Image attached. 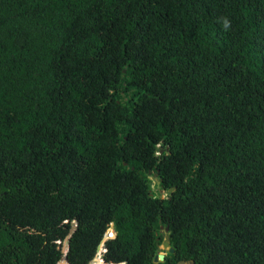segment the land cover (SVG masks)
<instances>
[{"label": "trees", "instance_id": "obj_1", "mask_svg": "<svg viewBox=\"0 0 264 264\" xmlns=\"http://www.w3.org/2000/svg\"><path fill=\"white\" fill-rule=\"evenodd\" d=\"M109 228L106 264H264V0H0V264Z\"/></svg>", "mask_w": 264, "mask_h": 264}, {"label": "water", "instance_id": "obj_2", "mask_svg": "<svg viewBox=\"0 0 264 264\" xmlns=\"http://www.w3.org/2000/svg\"><path fill=\"white\" fill-rule=\"evenodd\" d=\"M172 190H170L169 192H171ZM76 227V224L73 222L72 225H71V228L69 230V235L73 232V230L75 229ZM161 229H163L162 227H160ZM165 231H167V227L164 229ZM68 235V236H69ZM68 236L65 238L64 242L62 243V246H61V252L63 254L66 253L67 249H68V246H67V240H68ZM168 236L166 235L165 236V241L161 244V248L165 251H168V252H172V249H169L168 247ZM164 260V254L163 253H158L156 254V256L153 258V262L154 263H157L158 261H163ZM58 264H68L66 259L63 257L59 262ZM102 264H105L104 260H102ZM179 264H191V262H179Z\"/></svg>", "mask_w": 264, "mask_h": 264}, {"label": "rangeland", "instance_id": "obj_3", "mask_svg": "<svg viewBox=\"0 0 264 264\" xmlns=\"http://www.w3.org/2000/svg\"><path fill=\"white\" fill-rule=\"evenodd\" d=\"M109 232H110V234L108 235V237L110 238L111 236V234L112 235H114V233H113V231L110 229L109 230ZM102 249H103V244L101 243L100 245H99V247H98V252H97V255H96V257H95V260H97V259H100V257H101V254H102ZM160 251H161V253L163 252V251H165V250H163L161 247H160Z\"/></svg>", "mask_w": 264, "mask_h": 264}, {"label": "clouds", "instance_id": "obj_4", "mask_svg": "<svg viewBox=\"0 0 264 264\" xmlns=\"http://www.w3.org/2000/svg\"><path fill=\"white\" fill-rule=\"evenodd\" d=\"M160 192H163V191H160ZM162 197H164V195L162 196ZM112 230V228H109L108 229V231L106 232V234H105V237H104V239H103V241H102V244L104 243V240H106V239H108L109 237H108V235L110 234V232H109V230ZM113 231V230H112ZM114 233V232H113ZM115 235V234H114ZM114 235H110L111 237L110 238H113L114 237ZM69 237V236H68ZM98 252V251H97ZM105 252V250H104V248L102 249V254ZM159 253H161V252H159ZM163 253V252H162ZM102 254H101V256H102ZM163 254H165V253H163ZM100 261H101V263H102V258L100 257V259H99ZM96 261V260H95ZM95 263V262H94ZM93 264V263H92ZM106 264V263H105Z\"/></svg>", "mask_w": 264, "mask_h": 264}]
</instances>
